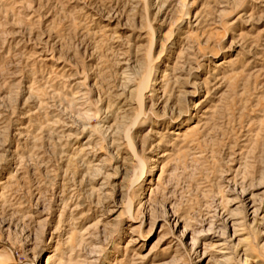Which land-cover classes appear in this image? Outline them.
<instances>
[{
  "label": "rangeland",
  "instance_id": "rangeland-1",
  "mask_svg": "<svg viewBox=\"0 0 264 264\" xmlns=\"http://www.w3.org/2000/svg\"><path fill=\"white\" fill-rule=\"evenodd\" d=\"M0 264H264V0H0Z\"/></svg>",
  "mask_w": 264,
  "mask_h": 264
},
{
  "label": "bare ground",
  "instance_id": "bare-ground-1",
  "mask_svg": "<svg viewBox=\"0 0 264 264\" xmlns=\"http://www.w3.org/2000/svg\"><path fill=\"white\" fill-rule=\"evenodd\" d=\"M232 224V223H231ZM239 224V223H238Z\"/></svg>",
  "mask_w": 264,
  "mask_h": 264
}]
</instances>
